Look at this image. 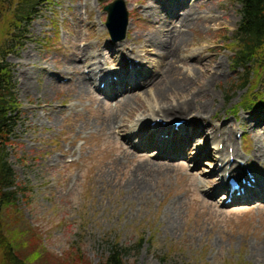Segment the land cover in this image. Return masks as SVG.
<instances>
[{"label": "rangeland", "instance_id": "374dc122", "mask_svg": "<svg viewBox=\"0 0 264 264\" xmlns=\"http://www.w3.org/2000/svg\"><path fill=\"white\" fill-rule=\"evenodd\" d=\"M46 1L25 32H17L15 37L22 36L20 45L11 50L14 42L9 41L5 50L21 105V120L8 159L16 183L27 190L26 197L16 203L22 217L14 229L34 230L40 239L29 241L31 247L24 252L44 248V255L34 264H75L78 259V264H100L116 242L127 250L122 264H264V201L226 205V196L222 195L225 192L215 201L200 191L199 182L212 178L214 168L220 165L213 153L202 159L197 168L190 162L196 159L193 153L179 154L172 160L174 153L169 152L167 159L154 161L153 148L135 151L116 128L108 132L104 126V121L124 104L123 97H116L107 89L104 93L110 99L107 98L96 91L99 82L80 97L74 96L77 93L66 94L73 72L65 71V63L74 58L75 48L88 45L92 50L99 48L96 63L111 75L118 71L121 59L117 48L127 40L124 61L135 64L141 75L155 72L167 79L180 78L178 69L160 58V51V55L152 52L145 57L141 52L138 37L157 28L144 13L138 14L145 0H122L131 28L125 39L117 43L109 39L104 27L103 7L114 0ZM199 1L210 10L207 15L206 8H201L200 16H214L215 20L194 25L186 32L195 46L193 54L183 52L180 57H190L187 64L199 67L195 55L204 49L203 58L222 62L224 77L209 87L212 96L207 105L214 112L213 124L222 125L235 140L238 166L248 160L255 147L248 129L242 126V117L264 107V67L256 73L248 66L249 82L243 89L238 88L243 70H236L232 63L235 49L230 38L240 20V5L236 0ZM5 26L4 31L8 29ZM94 62L77 60L76 65L82 67L84 74H96L98 78ZM188 65L179 64L182 74L193 79ZM213 67L209 63L207 72H212ZM47 82L53 83V91ZM100 84L103 86L104 82ZM135 92L147 110L148 124L154 119L151 113L156 112L157 106L149 97ZM200 100L193 99L191 106H197ZM252 100L254 106L245 103ZM141 117L139 110L128 127L137 130L136 122H141ZM141 141L132 136L131 146ZM117 147L131 157L123 162ZM154 165L165 168L158 171ZM139 167L146 170L138 172ZM258 168L256 161L248 160L247 169L264 174ZM129 180L146 183L140 197H136L139 189L128 192ZM12 220L8 218L9 223Z\"/></svg>", "mask_w": 264, "mask_h": 264}, {"label": "bare ground", "instance_id": "6f19581e", "mask_svg": "<svg viewBox=\"0 0 264 264\" xmlns=\"http://www.w3.org/2000/svg\"><path fill=\"white\" fill-rule=\"evenodd\" d=\"M155 1L145 0L144 5L140 7L141 11L138 12V14L144 13L146 19H152L157 24V28L150 30L145 37H138L141 40L139 42L141 44V52L145 57L150 56L152 52L159 54L160 51V58L167 60L168 66L171 68L176 67L178 69L177 76L180 78L167 79L155 72L141 75L135 64H126L124 61V50L125 44L128 43L127 40L122 43L124 45L119 44V48H117L121 59H119V66L116 68L118 71L111 75L109 72L103 71L101 66L96 63V56L100 51L99 48L95 47L92 50L93 47L88 45L84 48H75L76 55H73L74 58L69 59L65 63V71H68V73L72 71L73 73H70V75L75 78L73 81L72 77L69 78L70 86L67 88L69 90L66 92L67 96L70 93L73 95L77 93L74 96L80 97L84 92H88L90 87H95L97 82L99 84L104 82V87H97L96 91L105 94L104 92L110 89V91L115 92L116 97L121 96L124 98V104L121 105V108L104 121V126H106L108 132L116 128L118 134L122 133L124 142L130 144V147L135 151H139L140 148H153V152L156 155L153 159L154 161L167 159L169 152L171 154L174 153L172 160L177 159L179 154L183 156L184 153H193L196 159H191L190 162L194 163L197 168L202 159L210 157L211 153H213L220 165L214 168V172H212L214 176L212 178H206L199 182L201 192L210 194L209 198L215 201L221 197V192L224 191L230 195V203L252 200L264 201V174L256 170L250 171L247 169L248 160H254L259 164L260 168L258 169L264 172V107L260 111L244 112L245 116L242 117V126L248 129L249 135L254 140L255 147L241 168L239 165L237 166L236 158L239 157V153L235 146V140L230 132L223 129L222 125L216 126L213 124L211 118L214 116V112L212 113V107L207 105L212 96L210 94L212 88L209 87H213L218 80L224 77L225 71L222 62L213 59L208 61L203 58L201 51L204 49L198 51L195 55V63L199 67L187 64L190 57H180L183 52L192 53L195 46L191 38L186 35V32H190L194 25L208 23L213 18L215 20V17L200 16L201 8H206L204 13L206 12L207 15L210 14V10L199 0H195L193 3L190 0H170L164 2V4H159ZM181 10L182 12L179 13ZM130 28L131 23H129L127 30H130ZM133 54L136 56L138 52L133 50ZM77 60L85 62V64L95 61L92 66H95V69L98 70V78H96V74H84L82 67L76 65ZM209 63L214 64L212 72H207ZM179 64L184 67L188 65V71L194 76L193 79H189L187 75L182 74ZM24 79L26 80L25 77ZM137 81H140L141 84H138ZM46 86L50 90L54 88L51 82H47ZM136 90L141 95L149 97L157 106L156 112L154 114L153 112L151 113V116L155 117L148 124L146 122L147 110L142 108L143 102L140 101V94H136ZM105 95L110 99L109 94L106 93ZM193 99L203 100H200L197 106H195L196 104L191 106ZM94 101L96 102L95 99ZM139 110L142 113V119L140 120L141 122H136V126H139L138 129L129 128L128 123ZM157 119H163L162 122L166 124H153L152 122ZM214 119L216 118L214 117ZM174 122L179 123L176 125V129ZM132 136H138L142 140L138 144L142 145L131 146ZM151 141H156L157 144L153 145ZM185 143H187V146ZM220 144L222 145L221 149L218 148ZM116 149L117 154L124 158L123 162L131 157L129 153L122 150V147H117ZM229 149H231L230 153L228 152ZM230 158H233L231 162ZM153 160L147 162V166H150ZM223 160H227V162ZM228 165L231 166L230 169L227 168ZM152 167L161 171L165 168V165H154ZM245 169L252 175L253 182L251 184L254 190H250L244 184H240V189L243 190V193L237 196V191L229 190L226 182H223L224 176L229 174V172H232L233 175L238 172L239 175L237 176L240 179L245 178L247 177ZM145 170L143 167L137 169L138 172ZM144 174L147 175L148 172ZM219 176H221V179ZM231 176L230 174L228 175L229 178ZM246 181L250 180L247 178ZM207 183L210 184L205 189L204 187ZM127 184L129 185L128 192H134L139 189V194L136 197H140L143 190H145L144 185L146 183L129 180ZM255 190L256 192H254Z\"/></svg>", "mask_w": 264, "mask_h": 264}, {"label": "trees", "instance_id": "16d2710c", "mask_svg": "<svg viewBox=\"0 0 264 264\" xmlns=\"http://www.w3.org/2000/svg\"><path fill=\"white\" fill-rule=\"evenodd\" d=\"M236 1L241 9L240 21L231 38L235 49L232 62L236 69L243 70L237 83L238 88L243 89L249 82L246 68L253 65L261 71L264 67V0ZM46 3V0H0V264H34L45 253L44 248L39 246L26 254L25 249L31 247L28 242L40 240L38 233L34 230L14 229L22 217L16 203L20 197H26L27 190L16 183L8 159V150L13 147L16 129L21 120V105L14 92L11 69L5 61V54L9 53L5 50L9 41L14 42L10 44L11 50L20 45L22 36L15 37L17 32L21 31L22 35ZM5 24L8 26L6 31ZM246 102L251 104L254 101ZM11 217L13 220L9 223L8 218ZM126 253V249L113 242L108 255L100 264H122V257ZM79 261L80 259L75 264Z\"/></svg>", "mask_w": 264, "mask_h": 264}, {"label": "water", "instance_id": "95a60500", "mask_svg": "<svg viewBox=\"0 0 264 264\" xmlns=\"http://www.w3.org/2000/svg\"><path fill=\"white\" fill-rule=\"evenodd\" d=\"M102 2L103 0H97ZM107 18L105 28L112 42H121L126 37L128 13L122 0H115L103 8Z\"/></svg>", "mask_w": 264, "mask_h": 264}]
</instances>
